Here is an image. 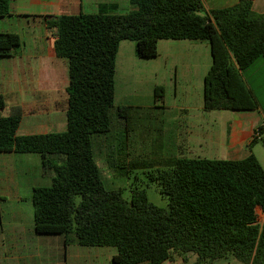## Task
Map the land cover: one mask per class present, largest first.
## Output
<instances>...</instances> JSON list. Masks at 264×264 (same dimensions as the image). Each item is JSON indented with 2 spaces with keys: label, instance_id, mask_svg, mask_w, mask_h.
<instances>
[{
  "label": "trees",
  "instance_id": "obj_1",
  "mask_svg": "<svg viewBox=\"0 0 264 264\" xmlns=\"http://www.w3.org/2000/svg\"><path fill=\"white\" fill-rule=\"evenodd\" d=\"M127 14L47 16L53 50L68 63L66 129L17 135L21 106H5L0 95V153L38 154L49 186L32 190L34 230L58 235L64 244L112 247L114 264H215L233 257L241 264H264V170L254 154L240 161L179 158L150 176L167 208L148 202L134 189L130 201L121 189L103 185L92 136L111 129L116 58L122 41H132L141 59L158 56L160 40L206 41L212 64L204 76L203 108L254 111L259 103L241 72L264 64V15L254 0L205 10L202 0H130ZM0 0V18L9 15ZM21 38L0 32V57L18 54ZM162 102L164 88L154 89ZM130 109L117 108L119 117ZM260 131V128L258 129ZM2 199H0V204Z\"/></svg>",
  "mask_w": 264,
  "mask_h": 264
},
{
  "label": "crops",
  "instance_id": "obj_2",
  "mask_svg": "<svg viewBox=\"0 0 264 264\" xmlns=\"http://www.w3.org/2000/svg\"><path fill=\"white\" fill-rule=\"evenodd\" d=\"M239 1L202 0V5L207 11L220 10ZM134 10L136 6L130 0H9L10 13L0 18V32L18 34L22 44L18 54L0 57V95L7 108L24 109L17 135L66 129L68 63L55 55L54 36L47 29L46 17L127 14ZM252 10L264 15V0H254ZM157 48L156 58L141 59L134 42L120 43L114 106L130 110L177 109L181 125L173 147L178 156L162 157L170 164L179 158L240 161L254 154L264 170L256 151L259 143L264 144V64L260 62L240 74L259 109L206 112L202 92L204 76L212 64L209 43L160 40ZM156 87L164 88L162 102L155 101ZM168 88L173 89L174 98L182 90L181 100L167 101ZM259 128L260 136L255 138ZM50 184L51 180L42 176L38 154L0 153V264H114L115 248L66 245L61 236L35 232L32 190ZM257 213L262 224L264 212L257 208ZM187 259L192 264L195 256L188 254ZM215 264L241 263L227 257Z\"/></svg>",
  "mask_w": 264,
  "mask_h": 264
},
{
  "label": "rangeland",
  "instance_id": "obj_3",
  "mask_svg": "<svg viewBox=\"0 0 264 264\" xmlns=\"http://www.w3.org/2000/svg\"><path fill=\"white\" fill-rule=\"evenodd\" d=\"M173 92V89H166L167 101H180L183 91L178 90L175 98ZM191 95L195 97V91ZM109 113L110 131L92 136L94 159L104 187L109 190L121 189L126 201H130L132 190L142 189L148 202L159 208H167L168 199L159 193V185L150 180V176L170 165L162 157L178 156L173 144L177 142L176 133L181 125L179 112L172 106L158 111L133 108L125 118L119 117L114 106ZM61 116L64 118V114ZM63 130L65 127L53 133ZM256 151L264 166V144L259 143ZM180 263L190 264V261Z\"/></svg>",
  "mask_w": 264,
  "mask_h": 264
},
{
  "label": "built area",
  "instance_id": "obj_4",
  "mask_svg": "<svg viewBox=\"0 0 264 264\" xmlns=\"http://www.w3.org/2000/svg\"><path fill=\"white\" fill-rule=\"evenodd\" d=\"M260 136V131L259 130H256L255 134H254V137L255 138H258Z\"/></svg>",
  "mask_w": 264,
  "mask_h": 264
}]
</instances>
